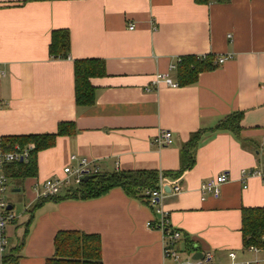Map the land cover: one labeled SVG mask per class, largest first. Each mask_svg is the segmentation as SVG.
I'll list each match as a JSON object with an SVG mask.
<instances>
[{"label": "crops", "instance_id": "1", "mask_svg": "<svg viewBox=\"0 0 264 264\" xmlns=\"http://www.w3.org/2000/svg\"><path fill=\"white\" fill-rule=\"evenodd\" d=\"M62 28L68 54L51 57V31ZM184 54L229 57L192 84L153 82L156 74L175 82L170 65ZM92 57L103 60L105 73L89 79L93 104L77 106L73 60ZM0 66V138L51 134L65 121L75 130L37 151L33 176L9 179L5 198L15 217L0 231V259L18 244L11 264H67L55 259L54 237L76 230L99 235L101 264H174L162 257V231L148 225L160 207L181 233L182 254L188 239L212 264H229L230 250L238 262L264 264V247L248 250L240 231L241 208L264 206V182L240 181L242 167L264 164V0H0ZM236 112V132L216 128ZM160 129L171 131L172 143L153 141ZM198 129L193 164L163 179L155 206L120 187L86 199L65 197L67 188L57 198H36V184L62 176L81 156L107 173L175 170L180 147ZM223 171L228 180L219 193L201 194L199 183Z\"/></svg>", "mask_w": 264, "mask_h": 264}, {"label": "trees", "instance_id": "2", "mask_svg": "<svg viewBox=\"0 0 264 264\" xmlns=\"http://www.w3.org/2000/svg\"><path fill=\"white\" fill-rule=\"evenodd\" d=\"M199 1V0H198ZM221 1V0H220ZM48 53L51 57H66L69 51V32L67 29H54L51 31L48 43ZM216 63L211 55H181L175 65L176 80L179 86L195 83L197 75L201 71L209 70ZM74 72V101L77 106H90L94 102L95 86H92L89 79L93 76H101L105 73L103 60L98 57L77 58L73 60ZM241 113L236 112L225 116L216 125L217 129L230 130L236 132L240 128ZM56 132L51 134H21L7 135L1 137L2 146L5 149L22 150L27 144L32 148L28 150V155L22 161H10L3 166V172L9 179L17 182L27 176H33L36 172V153L39 149L48 147L58 134H71L74 127L73 122L65 121L58 123ZM203 129L192 132L186 142L179 149V167L175 170L158 171L156 169H125L113 170L109 173L97 171L93 177L78 183L75 186H68L65 197L86 199L97 197L109 191L112 187H120L125 194L145 201L146 189L159 187V183L169 176H179L185 169L189 168L195 159V149L199 142ZM16 146V147H14ZM58 194L39 200L57 198ZM241 212L240 231L243 246L254 245L264 247V206L243 207ZM29 221V220H28ZM55 259H61L67 264H101L99 259L100 246L99 235L78 232L76 230L58 231L54 237ZM18 244L9 249L0 259V264L15 263V252ZM193 244L190 240L185 241V250L190 251Z\"/></svg>", "mask_w": 264, "mask_h": 264}, {"label": "built area", "instance_id": "3", "mask_svg": "<svg viewBox=\"0 0 264 264\" xmlns=\"http://www.w3.org/2000/svg\"><path fill=\"white\" fill-rule=\"evenodd\" d=\"M129 28H133L130 24ZM229 57V55L219 56L215 59L216 63H222L224 59ZM170 67H174L175 65H170ZM5 76L4 69L0 66V79ZM163 79L165 83H169L172 86H176L175 82H171L169 77L164 74H156L154 76L153 82ZM1 105V104H0ZM153 141L158 145L167 146L172 143L171 131L169 129H160L157 135L153 138ZM16 147V146H14ZM17 148V147H16ZM32 148L31 144H27L25 148L22 150H13V149H5L2 146L0 139V231H2L5 227L7 221L14 219L15 215L11 209H8V201L5 198L6 188L9 182V177L3 172L4 164L10 161H19V158L25 159L28 155V150ZM76 156L71 154L69 156L70 160H76ZM98 170V166L86 158L85 156H81L77 160V164L74 166L66 165L62 168V176H52L44 179L34 186L36 198H48L53 195L59 194L63 188H67L68 186H75L81 182V179L84 175H94ZM256 176L259 177L262 182H264V164L256 165V167L244 168L242 167L240 171V181L243 183V186H246V179ZM228 180V175L226 172H219L214 175L212 178H208L206 180L201 181L199 184V190L201 194L206 195H217L220 190V186L223 182ZM70 184V185H68ZM159 187L154 189H146L145 194L147 196V201L150 206H155L158 204L160 197L163 195L164 190L162 186V182L159 183ZM171 192L177 193L181 190L180 185L177 183L172 184L170 187ZM161 216L156 222H148V225L152 228H158L163 233L162 239V257L163 259H169L174 262V264H212L211 257L209 252H202L201 258H192L191 253L192 250L186 251L184 254L181 253L178 247V240L181 237V233L178 229L169 225L168 217L165 212L162 211L160 207L156 209ZM264 240V237H263ZM2 247L4 244V237L2 235ZM248 250L258 251L259 248L254 245L246 246ZM229 256V264H263L259 260H248L238 262L236 260L235 252L230 250L227 253ZM220 264V263H217Z\"/></svg>", "mask_w": 264, "mask_h": 264}, {"label": "water", "instance_id": "4", "mask_svg": "<svg viewBox=\"0 0 264 264\" xmlns=\"http://www.w3.org/2000/svg\"><path fill=\"white\" fill-rule=\"evenodd\" d=\"M19 161H21V158H19ZM94 175H84L83 177H82V179H81V182L82 181H85V180H87V179H89V178H91V177H93ZM164 189L166 190V191H169V187L166 185L165 187H164ZM16 191L18 190L17 188L15 189ZM8 207V209L11 207L10 205H7ZM201 255H202V251H200L199 249H198V247H197V245L196 244H194L193 246H192V253H191V257L192 258H201Z\"/></svg>", "mask_w": 264, "mask_h": 264}, {"label": "rangeland", "instance_id": "5", "mask_svg": "<svg viewBox=\"0 0 264 264\" xmlns=\"http://www.w3.org/2000/svg\"><path fill=\"white\" fill-rule=\"evenodd\" d=\"M9 182H10V181H9ZM68 185H70V184H68ZM9 193H10V192H9ZM6 200L8 201L7 198H6ZM21 203H22L21 200H20V201L17 200V201H14V202H13L14 206L17 207L16 210H17V209H20V207L22 206Z\"/></svg>", "mask_w": 264, "mask_h": 264}]
</instances>
